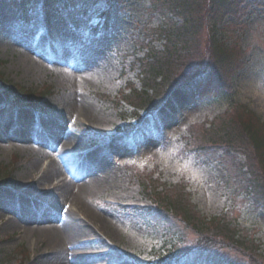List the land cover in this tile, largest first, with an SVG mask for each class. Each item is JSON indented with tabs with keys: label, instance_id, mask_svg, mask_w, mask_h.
<instances>
[{
	"label": "rangeland",
	"instance_id": "1",
	"mask_svg": "<svg viewBox=\"0 0 264 264\" xmlns=\"http://www.w3.org/2000/svg\"><path fill=\"white\" fill-rule=\"evenodd\" d=\"M41 1L29 0L34 19L25 28L18 23L11 0H0V125L14 124L20 112L43 120L56 118L62 115L60 101L70 93L75 99L79 96L81 101L91 104L90 114L97 121L90 119L69 125V128L74 125L71 132L74 141L68 144V151L77 152L79 146L93 143L94 133L99 134L91 150L100 152L102 159L110 163L113 179L83 199L87 208L105 216L108 213L110 225L101 226L102 229L88 226L71 216L64 203L62 216L57 215V220H65L64 229L70 237V228L82 233L79 246L75 242L70 244L71 248L78 247L73 250L75 253L72 251L73 259L90 264H155L169 236L188 251L180 261L170 264H264V149L254 150L232 125L241 106L254 111L264 122V0L230 1L234 11L219 25L222 41L232 54L240 55L230 71L223 68L221 74L203 73L206 64L212 61L209 32L212 21L207 14L208 20L203 21L190 42L191 51L180 56L179 65L170 69L163 82L153 84L150 97L154 104L149 108L164 103L155 114L161 135L153 129L156 124L153 117L145 115L149 109L140 112L143 113L140 130L125 133L122 129L128 121H133L132 126L139 123L133 119L135 107L123 98L132 97V91L144 90L137 64V57L144 52L141 47L150 40L152 47L165 52L162 24L181 22L163 17L164 0H115L109 12V29L105 27V18L100 16L107 0L68 3L64 0L54 11L43 8ZM208 1L205 14L210 9ZM97 25L99 34L94 37L90 31ZM39 37L56 45L59 41L63 45L61 50L71 52L73 46L83 47V52L96 50L101 57L98 60L82 55L78 48L74 55L57 51L55 57V51H47L45 55L43 50L40 54L32 45ZM85 41L96 46H83ZM62 56L68 59L62 61ZM193 77L201 81L200 89L180 86ZM71 82L74 84L70 85ZM6 84L18 90L29 89L49 108L43 112L10 107L4 95L9 93ZM225 122H228L226 131L236 134V139L217 136ZM190 125L194 126L187 133ZM186 142L201 147L192 151ZM28 143L41 147L37 142ZM17 145L0 143V208L13 206L16 198L13 191L31 188L34 196H26L49 203V216L54 211L51 205L56 195L47 192V186L36 183L40 171L34 172L30 164L38 160L40 166L50 165L56 150H50L52 157L46 160V155L31 144H25L24 148ZM57 163L59 167L61 162ZM146 172H150L148 178H161L157 186L166 188L162 192L171 199L186 196L201 217L210 220L221 216L241 239L247 240L250 248H239L222 236L200 234L181 215L157 213L141 189L140 181L146 179L143 176ZM73 221H80L85 229ZM36 225L42 228L41 222ZM203 236L210 237V246L203 242ZM20 250L25 251L23 259L19 255L14 257ZM51 254H56L51 240L41 231L31 236H24L19 229L0 232V257H14L4 264H37L40 257L54 264L47 260ZM176 260L174 257L173 261ZM69 262L73 264L70 259Z\"/></svg>",
	"mask_w": 264,
	"mask_h": 264
},
{
	"label": "bare ground",
	"instance_id": "2",
	"mask_svg": "<svg viewBox=\"0 0 264 264\" xmlns=\"http://www.w3.org/2000/svg\"><path fill=\"white\" fill-rule=\"evenodd\" d=\"M57 43H59V45H56L55 43L54 45L47 46L48 48L43 52L47 55V51H55V57H57L58 49L63 46L59 41ZM76 50L77 48L73 46L71 52L67 49L60 50L59 52L74 54ZM85 55H89L91 58L97 57L98 60L101 57V53L96 50H89ZM67 59L68 57L65 56L60 57V60L62 61ZM73 84L74 82H71L70 85ZM59 104L62 109V115H58L56 118L41 120L37 116L27 117L20 112L17 115L19 118L14 124L9 122L0 125V143H12L15 141L38 142L42 145V148L45 151L41 154H45L48 157L51 156L49 151L52 147L55 145H61V149L57 150V155L60 158V162H63L60 167H57V162H52L50 165L42 167L38 160L30 164L34 168V172L40 171L35 179L36 183H40L42 186H47V192L56 195L54 204L51 203V206L53 207L52 209L54 210L52 211V214L49 216H37L39 215L38 212H41L47 205L46 203L39 206V211L35 212L32 211V209L30 210V207L38 209L37 206H33L32 204L31 200L33 197L26 196L27 194L34 196L33 193L35 191L31 188L27 190L22 189L17 192L13 191V195H16L13 206L0 208V232L19 229L23 231L24 236H31L33 232L41 231L45 237L50 238L52 249L56 253L55 255L51 254L52 256L47 259L48 261H51L54 264H70V259L73 264H90V261L80 260V258L78 261L73 259L75 258L73 257L75 255H72V251L75 250V248H78V242L80 243V235L82 233L76 231L74 227L70 228L69 226L72 230V232H70V237L65 232L64 228L66 225L64 219L59 222L56 216H62L61 213H63L62 209L64 208L63 206L65 203L66 208L68 206L70 207L68 212H71V216L80 218L81 221L88 226L93 225L95 228L99 227L100 229H102L101 226L103 228L106 226L107 228V225H110L107 218L108 213L107 216H105L101 212L98 213L91 208H87L86 201L83 198L88 197L92 191L102 188L111 182L113 179L112 166L110 163H107L106 160L104 161L102 159V154L100 152L96 151L87 156V153H89V151H87L84 152V164L76 167V169H78L77 172L72 174L74 167L76 166V164L72 162L73 158H70L71 164L69 166H67V163L64 161L66 159L65 156L67 155L66 150L69 149L68 144L74 141L69 131V125L76 120L77 123L82 122L83 120L90 122V119L97 121V118L90 114L91 104L88 103V101L87 103L86 101H81L79 96L75 99L72 93L64 96ZM17 144L21 145L24 143L19 142ZM21 148H24V145H22ZM86 156L88 161L94 160V162L87 164ZM32 177L35 178V175ZM27 207L28 210L26 209ZM2 219H4V221ZM36 221L46 222H44L41 226L42 228H40L34 226ZM56 222L57 224H55ZM73 223H75V225L78 223L81 229H85L82 227L83 225H80V221H73ZM71 242L77 243V246L70 248V244H72ZM73 252L75 253V251ZM45 259L43 258L42 260V257H40L37 264H49Z\"/></svg>",
	"mask_w": 264,
	"mask_h": 264
},
{
	"label": "trees",
	"instance_id": "3",
	"mask_svg": "<svg viewBox=\"0 0 264 264\" xmlns=\"http://www.w3.org/2000/svg\"><path fill=\"white\" fill-rule=\"evenodd\" d=\"M208 0H165L164 3V12L169 19L177 18L181 22H174L167 26L165 29L164 36L165 40V52H158L153 50L151 57L149 56V61L146 63L142 62V76L144 90L140 93H135L132 97H127L126 99L132 103L134 106L142 105L147 107L153 102L150 97V92L153 90V84L156 81L163 82L168 75L170 69L181 60L182 54L188 53L191 51V41H193V36L197 35L200 25L203 24V21L208 20L207 14L211 16L212 26L210 32V45L211 47V64H206L204 71H217L219 74L222 72V69L230 70L235 66L236 59L239 61V56L231 53V49L225 45L222 41V38L219 36V31L216 30L217 26L224 20L225 16L232 11L231 0H209L210 9L205 14V5ZM202 4V5H201ZM212 41V42H211ZM216 74V72H215ZM189 80V79H188ZM196 82V81H195ZM7 85V84H6ZM11 94H15L18 100L27 101L34 103L38 100V97L31 94L29 91H22L21 89H15L11 87ZM146 95V96H144ZM244 113V112H243ZM246 114V115H245ZM245 114L240 115V119L235 121L232 125L233 128L240 130L241 138H245L247 142L252 146L256 151L264 149V123L258 118L254 113L246 110ZM247 118H244L246 117ZM219 127V132L217 131V136L226 137L229 139H236V134H228L226 131L228 122ZM216 133L211 135V138L214 139ZM142 188L144 192H148L147 197H149L155 205H157L158 210H164L163 212L167 215L173 214L178 216L179 214L185 219V222L188 226L196 229L200 234H214L217 236H222L224 239L237 244V247H241L244 250L249 249V244L247 240L241 239L236 229L223 221V218H212L210 220L201 217L199 211L194 210L192 204L189 203V199L184 196H177L175 199L169 194H164L166 191H159L160 187H156V183L152 180L151 184L153 186L148 187V183L145 180L141 181ZM251 187V185H249ZM157 188V189H156ZM159 191V192H155ZM204 237V236H203ZM210 237H204V241L207 242V246L211 245L209 241ZM203 241V242H204ZM244 242V243H243ZM171 246L168 247V258L166 263H170L172 260V255L174 251L177 250V246L174 242H171ZM240 245V246H238ZM176 246V247H175ZM203 247L205 245H202ZM248 247V248H247ZM211 247H207L210 249ZM183 248L178 247V252ZM184 252L183 254H187ZM170 254V255H169ZM250 255L251 252H246ZM5 259H0V262ZM165 258L162 259L164 261Z\"/></svg>",
	"mask_w": 264,
	"mask_h": 264
}]
</instances>
